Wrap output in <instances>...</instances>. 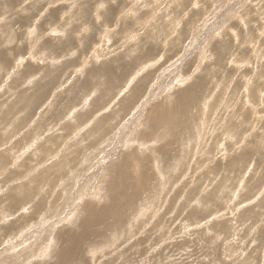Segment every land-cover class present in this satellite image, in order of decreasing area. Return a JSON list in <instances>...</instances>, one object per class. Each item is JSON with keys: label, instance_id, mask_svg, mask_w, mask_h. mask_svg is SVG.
<instances>
[{"label": "rangeland", "instance_id": "374dc122", "mask_svg": "<svg viewBox=\"0 0 264 264\" xmlns=\"http://www.w3.org/2000/svg\"><path fill=\"white\" fill-rule=\"evenodd\" d=\"M0 264H264V0H0Z\"/></svg>", "mask_w": 264, "mask_h": 264}]
</instances>
